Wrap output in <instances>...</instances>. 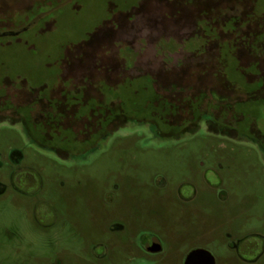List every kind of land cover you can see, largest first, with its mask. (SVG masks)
Returning a JSON list of instances; mask_svg holds the SVG:
<instances>
[{
  "label": "rangeland",
  "instance_id": "1",
  "mask_svg": "<svg viewBox=\"0 0 264 264\" xmlns=\"http://www.w3.org/2000/svg\"><path fill=\"white\" fill-rule=\"evenodd\" d=\"M212 2L257 20L254 45L164 35L101 46L94 72L95 46L76 44L157 0H0V31L34 25L0 39V264H88L98 241L108 264H158L128 244L142 227L170 243L159 264H182L194 242L217 264H243L228 233L254 234L252 264H264V0ZM87 122L94 142L78 146ZM119 217L127 234L107 229Z\"/></svg>",
  "mask_w": 264,
  "mask_h": 264
},
{
  "label": "flooded vegetation",
  "instance_id": "2",
  "mask_svg": "<svg viewBox=\"0 0 264 264\" xmlns=\"http://www.w3.org/2000/svg\"><path fill=\"white\" fill-rule=\"evenodd\" d=\"M212 0H195L193 3L191 0H157V3L149 5L147 8L137 11H120L113 15H120L121 21H114L115 16L107 17L103 19L99 27H96L93 32L87 34V38L76 44V46H95L90 53L97 64L95 68L100 66L98 64L102 61V56L94 51H98L101 46H138L142 45L143 41L150 43L152 40H156L158 43L162 36H168V38L175 45L181 44L183 46H214L219 44L220 38H225L229 46H252L256 36L260 33L257 29L259 24L256 19L248 15L241 17L239 12H236L237 7L231 6L230 9L220 10L219 5L211 3ZM136 7V6H132ZM216 10H215V9ZM45 14V13H44ZM45 16V15H43ZM32 26L20 29L18 31L6 30L0 31V39H8L13 37L17 41H20V34L30 29ZM150 28L151 32H148L146 36H143L144 29ZM133 30L136 34L129 37V31ZM42 32V31H41ZM120 33L119 41L112 43V39H115L117 33ZM156 33V34H155ZM147 43V44H148ZM6 44H9L7 42ZM75 60L72 61L74 64ZM107 69L110 66L107 65ZM89 120V118H88ZM63 125L62 123L57 126ZM94 123H84L82 129L86 138L77 139L78 146H91L94 142L93 136ZM29 134V133H28ZM31 140L37 146L51 145L52 140L36 139ZM55 152L61 156H68V152L61 146H52ZM66 153V154H65ZM16 175H13L12 180L14 185L16 184H31L29 178H19L15 183ZM16 189H18L16 187ZM195 191V188H192ZM179 195L182 199L188 200L187 196L183 195L179 191ZM112 219V220H111ZM111 226H108L109 231H120V233L129 232L130 226L123 217L111 218ZM115 225V226H114ZM129 238L128 244L132 243V246L137 250L141 257L153 258L156 263H163L169 253L168 242L166 236L161 234L159 230L152 229L150 227H142L131 234L126 235ZM230 240L227 243L228 248L232 250L235 258L243 264H252L257 260V255H261V252L257 250V243L252 238L254 234L235 235L227 234ZM218 243V242H217ZM220 243V242H219ZM92 263L88 264H108L110 261L108 244L106 242H100L93 244L92 250ZM140 257V258H141ZM182 264H217L215 253L207 247V245L194 242L190 245V248L185 253Z\"/></svg>",
  "mask_w": 264,
  "mask_h": 264
}]
</instances>
